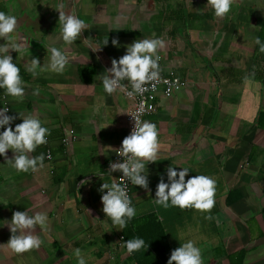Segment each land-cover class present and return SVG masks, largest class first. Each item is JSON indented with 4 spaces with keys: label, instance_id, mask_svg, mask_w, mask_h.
Instances as JSON below:
<instances>
[{
    "label": "crops",
    "instance_id": "obj_1",
    "mask_svg": "<svg viewBox=\"0 0 264 264\" xmlns=\"http://www.w3.org/2000/svg\"><path fill=\"white\" fill-rule=\"evenodd\" d=\"M37 2L54 16L62 4L88 28L74 44H64L61 29L50 33L43 28L47 22L39 9L32 19L27 14ZM0 11L18 20L16 38L23 52L8 54L26 84L23 102L0 89V109L7 107V115L17 117L13 129L23 122L21 112L38 117L51 131L48 143L31 154H45L44 167L35 173H17L0 155V264H78L76 248L87 264H134L118 244L125 243L120 239L124 229L117 230L106 217L98 191L116 180L117 171L108 170L115 152L110 146L116 149L125 135L131 101L120 91L108 95L101 77L113 58L143 38L165 41L159 52L162 69L173 71L186 86L158 98L156 111L144 119L157 125L161 150L159 161L146 165L151 196L132 185L137 210L132 220L140 224L154 214L165 238L150 234L161 245L167 241L161 250L168 255L192 240L206 246L201 249L204 264H228V256L240 249L246 251L242 264H264V55L256 56L255 43L264 29V0H238L224 19L215 17L207 0H0ZM27 19L41 27L22 31ZM114 38L119 47L112 45ZM47 46L66 50L71 63L63 74L38 70L33 77L27 71L31 58L47 65ZM13 155L9 149L8 157ZM170 165L177 171L189 168L186 180L195 175L216 180L213 219L194 209L155 204L156 186L161 175L168 182ZM83 180L88 183L81 185ZM228 193L236 198L230 205ZM26 210L46 213L48 227L46 232L36 229L44 241L39 250L17 255L7 249V223L15 211Z\"/></svg>",
    "mask_w": 264,
    "mask_h": 264
},
{
    "label": "clouds",
    "instance_id": "obj_2",
    "mask_svg": "<svg viewBox=\"0 0 264 264\" xmlns=\"http://www.w3.org/2000/svg\"><path fill=\"white\" fill-rule=\"evenodd\" d=\"M237 3L238 0H207V5L214 10L215 17L219 19L227 18ZM63 7L61 4L55 9L59 11L58 23L61 26L62 40L64 44L71 46L88 28V24L78 16L66 13ZM17 29L16 16L0 11V38H4L6 41L0 45V89H4L5 94L17 102H23L26 84L21 76L20 68L14 63L13 56L8 54L12 50L19 54L23 52V44L17 42ZM108 43L107 37L103 40V46ZM111 43L113 46H120L118 39L114 38ZM255 43L259 45V51L264 53V42H261L257 37ZM165 47V41L160 38L137 39L128 45L126 54L119 59L113 58L111 67L106 70L107 74L101 77L104 91L108 95L117 91L124 92L126 85L122 81H127L131 85L132 91L126 92L129 97L134 94L142 96L150 90L149 86L152 91H155L156 85L161 82L163 71L159 63L161 60L159 52ZM101 48H92V50L99 51ZM46 49L47 53H50V62L47 65L41 67L38 58H31L27 71L33 77L38 75V70L63 74L71 63L66 50L55 46H47ZM247 79L248 77H245V80ZM33 94L38 95L39 89L34 90ZM8 111L7 107L0 109V128L7 126L4 131L0 132V155L6 158L7 163L17 173L30 171L35 173L44 167L45 154L41 153L38 156L31 154L39 146L48 143L51 131L42 126L38 117L31 114L24 115L21 112L20 116L23 118V122L16 124L13 129L12 122L17 117L7 115ZM144 111V105L141 103L136 112H127L133 118L134 126L130 134L124 137L122 145L118 149L110 146L111 151H115L118 156L123 158L122 162L110 163L108 169L111 173L116 171L122 173L119 182L116 180H112L111 183L104 182L98 189L103 193L101 196L102 210L117 230L126 228L128 222L137 215V210L128 193V182L147 190L151 196L146 165L159 161L161 150L159 131L155 123L141 120L140 117ZM125 112L121 111L120 113ZM9 149L14 154L11 158L8 157ZM166 172L168 182H165L161 175L156 186L155 204L164 209L169 207H178L181 210L194 209L201 213H207L206 219H213L211 212L216 204V180L207 175H195L186 180V176L190 172L186 167L177 171L170 165ZM99 177L103 179L101 176ZM86 183H88L87 180L81 181V185ZM7 226L11 232V237L6 244L7 249L14 254L23 255L39 250L44 243L41 237L36 234V229L39 227L41 231H47L48 216L44 212L29 215L27 210L15 211ZM122 246L126 247L128 254L148 248L145 240L138 237L126 240ZM74 254L78 264H87L80 248H76ZM167 264H204L201 249L196 246L194 241L188 240L171 252Z\"/></svg>",
    "mask_w": 264,
    "mask_h": 264
},
{
    "label": "trees",
    "instance_id": "obj_3",
    "mask_svg": "<svg viewBox=\"0 0 264 264\" xmlns=\"http://www.w3.org/2000/svg\"><path fill=\"white\" fill-rule=\"evenodd\" d=\"M121 31H115V33H120ZM122 33V32H121ZM259 39L261 42H264V29L260 31ZM262 54L259 51V45L256 44V56ZM264 55V53H263ZM236 198L231 197L228 193L226 198V204L230 205ZM262 215L264 218V207H262ZM140 221V220H139ZM139 221L132 220L131 224H127V227L124 228L123 238L124 241L132 238H142L145 240L148 248L142 249L138 252H134L131 254V260L136 264H167L170 255L161 248L168 247L167 241H164V245L157 243L158 238H153V235L150 234V230L155 235L161 234V237L165 238L162 224L156 219L154 214L147 215L144 219H142V223L139 224ZM150 228H142L145 224H150ZM155 228V231L153 232ZM153 229V230H152ZM245 249H240L238 252L233 253V255L228 256V264H242L243 257L245 255Z\"/></svg>",
    "mask_w": 264,
    "mask_h": 264
},
{
    "label": "built area",
    "instance_id": "obj_4",
    "mask_svg": "<svg viewBox=\"0 0 264 264\" xmlns=\"http://www.w3.org/2000/svg\"><path fill=\"white\" fill-rule=\"evenodd\" d=\"M160 66L162 68V58L159 61ZM165 81H167V83H165ZM123 84L126 85V89L124 92H121L124 97H126L127 99H129L131 101V109H130V113H134L137 111L138 107L141 105V103L144 105L145 111L144 113L141 115V120H144L147 116L151 115L153 112L156 111L157 108V100L160 97H170L175 91H178L180 89H182L183 87L186 86V82L180 78L179 76H177V74H175L173 71H162L161 73V82L159 84L156 85V90L152 91L151 87L149 86V91L145 92L142 96L138 95V94H134L133 96L129 97L126 95V92L132 91L131 89V85L127 82V81H122ZM126 122H127V127H126V132L125 135L122 137L118 147L116 149H118L121 145H122V141L124 139L125 136L129 135L132 127L134 126L133 123V118L131 117V115L128 113L126 116ZM73 131L70 130V133H72ZM66 138L63 139V142L66 143ZM49 154L50 151L47 150L46 152V157L49 158ZM51 158V155H50ZM122 162L123 158L118 156L116 152H114L113 158L111 160L110 163L112 162ZM122 175L121 172L117 171L116 172V181L119 182L120 180V176ZM128 193L130 195V197L132 198V184L130 182H128ZM120 239H123V236H120ZM120 246L124 245L125 243L120 240L118 243ZM124 247V246H122ZM126 249V247H124ZM136 264V263H134Z\"/></svg>",
    "mask_w": 264,
    "mask_h": 264
},
{
    "label": "rangeland",
    "instance_id": "obj_5",
    "mask_svg": "<svg viewBox=\"0 0 264 264\" xmlns=\"http://www.w3.org/2000/svg\"><path fill=\"white\" fill-rule=\"evenodd\" d=\"M42 4H43V2L41 4H39L37 2V4L35 6H30L29 11H28L29 13H27V14H29V17L32 19L36 15L37 11L40 10L39 12L41 13V16L45 17L46 18V22H47V25L44 24L43 28L45 29V27H46L48 32H50V33L58 32L61 29V26L58 23L59 13L55 14V16L52 15L51 13L47 12L46 9H43V8L40 7V5H42ZM37 5H39V6H37ZM24 6H25L26 9H28L27 8L28 7L27 4H24ZM66 13H67V11H66ZM24 17H26V15ZM40 27H41V25H34L33 21L31 22V21H28V19H27L26 22L22 25V29H23L22 31H25V32H28V33L29 32L32 33V31H34V29H38ZM205 247L206 246L203 245V244L199 246L200 249H203V248L205 249ZM260 248L261 247H257V250L259 251Z\"/></svg>",
    "mask_w": 264,
    "mask_h": 264
},
{
    "label": "water",
    "instance_id": "obj_6",
    "mask_svg": "<svg viewBox=\"0 0 264 264\" xmlns=\"http://www.w3.org/2000/svg\"><path fill=\"white\" fill-rule=\"evenodd\" d=\"M23 36H24L25 38L28 37V36H25V35H23Z\"/></svg>",
    "mask_w": 264,
    "mask_h": 264
}]
</instances>
